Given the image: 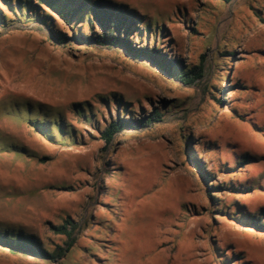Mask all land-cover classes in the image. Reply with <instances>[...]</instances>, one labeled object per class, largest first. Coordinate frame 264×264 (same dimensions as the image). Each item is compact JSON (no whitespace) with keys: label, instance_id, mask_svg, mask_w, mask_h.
Returning <instances> with one entry per match:
<instances>
[{"label":"rangeland","instance_id":"374dc122","mask_svg":"<svg viewBox=\"0 0 264 264\" xmlns=\"http://www.w3.org/2000/svg\"><path fill=\"white\" fill-rule=\"evenodd\" d=\"M110 1L141 19L121 38L171 74L78 42L87 27L0 11V234L52 251V226L79 225L56 262L0 248V264H264L247 219L264 220V0ZM153 108L158 122L101 138Z\"/></svg>","mask_w":264,"mask_h":264},{"label":"trees","instance_id":"16d2710c","mask_svg":"<svg viewBox=\"0 0 264 264\" xmlns=\"http://www.w3.org/2000/svg\"><path fill=\"white\" fill-rule=\"evenodd\" d=\"M219 1L229 3L231 0ZM2 10L19 16L23 20L40 22L43 25H49L54 19H58L71 31L72 37H75L73 28L76 27L79 31L77 24L87 27L91 34L89 36L80 34L76 39L78 42L85 45L122 46L131 58H147L166 74L173 72L172 62L166 60L156 50L133 49L130 47L127 38H121V35H133L135 38H139L142 29L141 19L136 9L128 8L123 3H115L110 0H0V11ZM96 26L100 29L99 34L94 31ZM54 38L57 44H64L68 40L65 33L62 32H58ZM176 77L182 81L188 77V72ZM161 118L162 114L153 108L151 114L140 120L117 119L110 122L102 131L101 138L108 143L124 129L137 130L158 122ZM199 172L200 176L205 179L206 174L203 170ZM247 219L249 226L255 232L264 234V220L261 216L248 215ZM51 230L54 234L66 237L63 247L58 246L49 251L32 237L21 233L13 235L5 232L0 234V248L13 255L31 257L51 263L56 262L62 259L75 244L79 225L68 217L62 224L52 226Z\"/></svg>","mask_w":264,"mask_h":264}]
</instances>
